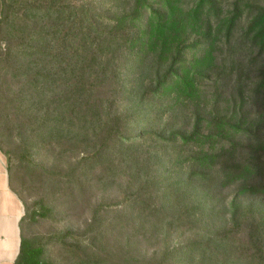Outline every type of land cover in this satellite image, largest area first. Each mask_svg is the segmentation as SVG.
I'll return each instance as SVG.
<instances>
[{
    "label": "trees",
    "instance_id": "16d2710c",
    "mask_svg": "<svg viewBox=\"0 0 264 264\" xmlns=\"http://www.w3.org/2000/svg\"><path fill=\"white\" fill-rule=\"evenodd\" d=\"M77 1L27 0L20 14L2 0L0 67L13 64L17 114L47 138L99 132L72 143L89 155L68 177H127V209L167 233H196L162 264H264V128L243 111L240 87V111L230 100L211 105L206 90L211 80L218 89L222 43L232 44L243 17V36L264 52V0H234L226 15L220 0ZM94 76L116 99L109 107L121 106L105 119L106 100L101 110L91 104L100 86L83 83ZM252 98L264 118V69ZM35 204L25 207L14 264H50L24 233L27 220L48 216L44 201Z\"/></svg>",
    "mask_w": 264,
    "mask_h": 264
},
{
    "label": "rangeland",
    "instance_id": "374dc122",
    "mask_svg": "<svg viewBox=\"0 0 264 264\" xmlns=\"http://www.w3.org/2000/svg\"><path fill=\"white\" fill-rule=\"evenodd\" d=\"M26 1L4 0L20 14ZM28 1L41 4L47 0ZM233 1L220 0L224 15L232 9ZM192 2L186 0L189 5ZM246 25L247 19L243 17L232 44L222 43L218 75L214 77L218 89L211 80L206 90L211 105L224 108L230 100L231 111L234 108L240 111L237 99L240 87L247 102L243 111L254 125L264 128L260 102L252 98L264 69V52L243 36ZM0 48L4 52V41L0 42ZM12 72L13 64L3 61L0 67V151L7 157L8 166L11 165V186L25 207L35 208V203L42 200L49 208L47 217L27 220L24 225L25 236L44 246L45 261L50 264H162L168 250L196 238V233L185 227L167 233L147 214L137 216L127 209L126 201L135 189L127 177L103 179L99 172L89 178L68 177L76 163L89 155L85 144L72 143L89 141L87 133L94 137L99 132H79L80 136L72 141L68 137L47 138V134L43 137L41 132H32L34 122L25 115H18L9 102L20 87L15 84ZM83 83L89 87L100 86L95 89L91 104L98 110L100 103L106 100L100 112L104 119L108 112L114 114L121 110V106L109 107L116 99L110 88H101L103 85L97 76ZM218 93L222 96L219 101ZM225 194L229 199L232 193L229 190Z\"/></svg>",
    "mask_w": 264,
    "mask_h": 264
},
{
    "label": "crops",
    "instance_id": "0c3cea01",
    "mask_svg": "<svg viewBox=\"0 0 264 264\" xmlns=\"http://www.w3.org/2000/svg\"><path fill=\"white\" fill-rule=\"evenodd\" d=\"M3 2L0 0V18ZM25 205L13 190L7 157L0 151V264H14L21 247Z\"/></svg>",
    "mask_w": 264,
    "mask_h": 264
}]
</instances>
